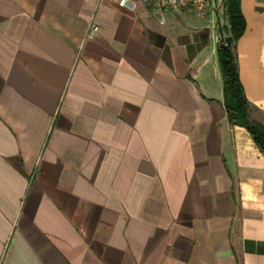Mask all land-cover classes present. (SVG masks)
<instances>
[{
	"label": "crops",
	"instance_id": "obj_1",
	"mask_svg": "<svg viewBox=\"0 0 264 264\" xmlns=\"http://www.w3.org/2000/svg\"><path fill=\"white\" fill-rule=\"evenodd\" d=\"M239 3V80L264 127V0ZM226 26L0 0V264H264V153L223 107Z\"/></svg>",
	"mask_w": 264,
	"mask_h": 264
},
{
	"label": "trees",
	"instance_id": "obj_2",
	"mask_svg": "<svg viewBox=\"0 0 264 264\" xmlns=\"http://www.w3.org/2000/svg\"><path fill=\"white\" fill-rule=\"evenodd\" d=\"M220 12L227 20L223 41L217 45V59L222 78L223 107L231 125L247 129L259 149L264 153V127L252 120L249 115V102L239 80L238 67L234 55V44L242 35L245 21L240 10L239 0H223Z\"/></svg>",
	"mask_w": 264,
	"mask_h": 264
},
{
	"label": "built area",
	"instance_id": "obj_3",
	"mask_svg": "<svg viewBox=\"0 0 264 264\" xmlns=\"http://www.w3.org/2000/svg\"><path fill=\"white\" fill-rule=\"evenodd\" d=\"M101 1V0H100ZM119 7L136 11L143 7L160 19L172 11L189 10L198 17H208L220 11L223 0H105ZM98 26L91 22L85 33L93 36Z\"/></svg>",
	"mask_w": 264,
	"mask_h": 264
},
{
	"label": "water",
	"instance_id": "obj_4",
	"mask_svg": "<svg viewBox=\"0 0 264 264\" xmlns=\"http://www.w3.org/2000/svg\"><path fill=\"white\" fill-rule=\"evenodd\" d=\"M219 41H220V42H222V41H223V39H222V37H221V36H220V38H219Z\"/></svg>",
	"mask_w": 264,
	"mask_h": 264
}]
</instances>
